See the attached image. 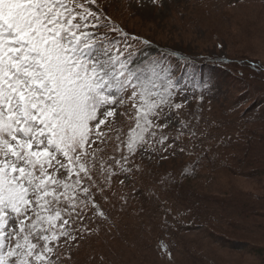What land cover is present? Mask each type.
Listing matches in <instances>:
<instances>
[{
	"label": "snow or ice",
	"instance_id": "snow-or-ice-1",
	"mask_svg": "<svg viewBox=\"0 0 264 264\" xmlns=\"http://www.w3.org/2000/svg\"><path fill=\"white\" fill-rule=\"evenodd\" d=\"M149 47L103 0H0V264H73L79 242L112 224L107 207L127 203L114 184L142 171L137 157L196 155L188 104L211 85Z\"/></svg>",
	"mask_w": 264,
	"mask_h": 264
},
{
	"label": "rangeland",
	"instance_id": "rangeland-1",
	"mask_svg": "<svg viewBox=\"0 0 264 264\" xmlns=\"http://www.w3.org/2000/svg\"><path fill=\"white\" fill-rule=\"evenodd\" d=\"M103 5L117 24L150 41L153 46L196 58H229L233 66L236 60L264 66V0H160L158 5H153L151 0H140L139 4L137 0H103ZM242 71L237 74L240 80L237 85L242 86L248 80L264 88L262 75L254 76L248 70ZM227 74L226 69L222 74L217 73L216 78ZM190 80L196 82L192 78ZM210 85L202 100L192 98L188 104L190 112L199 110L200 115L196 126L199 137L196 155L208 152L228 163H238L243 159V144L239 139L241 132L235 128L238 109L232 115L230 104L241 88H229L226 79H217ZM202 132L204 135L200 136ZM252 154L251 158H257L264 165V154L257 151ZM196 155L177 152L167 159L153 157L143 161L137 157L142 171L125 179L123 186L114 184L118 193L130 194L127 203L115 200L114 207H107L112 224L102 223L98 235L86 236L79 242L73 264H99L101 255L105 264H264V260L256 256L257 261L250 256L247 241L225 242L220 236L209 233L205 224L184 223L177 235L164 225L165 220L184 222L183 199H179L177 194L184 193L185 196L190 190L180 193L173 187L169 193H162V177L175 172ZM250 163L251 159L245 160L246 168ZM203 174L189 184L208 194L209 199L204 196L207 206L213 203L212 195L223 200L233 190L242 201L252 195L262 197L264 206V174L229 180L219 175L210 182L201 180ZM196 196L198 200L194 198L193 201L201 203L199 194ZM210 211L211 216H205V220L208 217L212 226L222 225L221 219L228 212L211 208ZM228 214L235 215L233 208L229 207ZM249 224L244 221L241 226ZM161 227L165 231L161 232ZM256 233V229H249L246 234L236 236L253 239ZM161 242L170 251L171 260L160 247Z\"/></svg>",
	"mask_w": 264,
	"mask_h": 264
},
{
	"label": "trees",
	"instance_id": "trees-1",
	"mask_svg": "<svg viewBox=\"0 0 264 264\" xmlns=\"http://www.w3.org/2000/svg\"><path fill=\"white\" fill-rule=\"evenodd\" d=\"M150 55H161L170 54L171 51L165 50L162 47L153 46L147 49ZM171 58V57H169ZM173 62L178 68V74L182 77L187 76L189 79L192 78L195 81L204 82L207 81L209 84L215 83L218 80L223 81L226 79L229 88L235 87L241 90L236 92V98L231 101L230 108L233 110L231 113L234 115V110L238 109L236 112L238 115L236 117V130H240L241 136H239L240 142L243 144L242 156L243 159L238 163H228L222 159L217 158L213 154L210 155L208 152H203L199 156L201 157L200 164L196 168L193 174L188 175L187 178H182L180 176V170L186 164H190L194 161L196 157L188 160L187 163L180 166L175 172L168 173L163 176L162 179H167L168 177H175L174 182H169L167 184L162 183L160 191L162 193H169L174 187L177 191L182 193L184 190H190L185 196L184 193L181 195L177 194L179 199H183L182 205L185 211L184 215L186 218L181 221H176L172 223L169 220L164 221V225L174 231L177 235L180 229L183 227L184 223L186 225L195 224H205L209 233L215 236H220L225 242H242L247 241L250 245L251 254H248L256 259V256L260 260H264V206L262 202V197L257 195H252L251 198L242 201L239 195L232 191V194L223 200L216 199L214 195L211 196L213 203L207 206L204 203V196L209 199L207 193H203V190L199 188H194L190 186V182L196 180L200 174L203 172L201 180L210 182L215 179V177L221 175V178L236 179V178H246L247 176L255 177L264 174V165L257 158H251L252 153L256 151L264 154V88L261 86L250 83L248 80L243 82L242 86L237 85L239 79L237 74L243 73L242 70L250 71L254 76L262 75L264 77V66L258 63H250L247 60L235 61V66L229 58H196L189 55H179ZM182 62V63H181ZM254 65L255 67H251ZM237 67L238 69H234ZM228 70L226 76H219L216 78V74H222L225 70ZM263 72V74H262ZM225 77V78H224ZM245 81V80H244ZM249 82V83H247ZM264 82V80H263ZM251 159V163L248 168H246L245 160ZM257 159V160H256ZM227 185V184H226ZM196 194L201 197V203H196L193 201L198 200ZM192 199V200H191ZM253 203H252V201ZM194 202V203H193ZM180 204V203H178ZM229 207L233 208L235 215H229ZM211 210H223L227 211L223 218L221 219V224L217 225L210 222L208 217ZM183 216V215H182ZM211 216V215H210ZM208 220V221H207ZM244 221L250 222L247 226H241ZM254 222V223H252ZM237 225L238 228L233 230ZM252 229H256L257 233L255 238L250 239L247 237L236 236L239 234H246ZM233 230V231H232ZM160 231H165V228L161 227ZM245 257V255H243ZM259 261L258 259H256ZM252 262H256L250 260Z\"/></svg>",
	"mask_w": 264,
	"mask_h": 264
}]
</instances>
